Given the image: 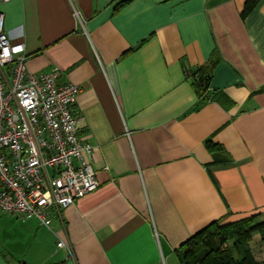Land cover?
I'll list each match as a JSON object with an SVG mask.
<instances>
[{
    "label": "crops",
    "instance_id": "obj_1",
    "mask_svg": "<svg viewBox=\"0 0 264 264\" xmlns=\"http://www.w3.org/2000/svg\"><path fill=\"white\" fill-rule=\"evenodd\" d=\"M118 1L0 0L28 70L80 86L99 182L52 229L0 211V264H61L58 237L77 264H181L177 249L211 222L264 221V0L245 17V0ZM248 246L264 264L259 231Z\"/></svg>",
    "mask_w": 264,
    "mask_h": 264
},
{
    "label": "built area",
    "instance_id": "obj_2",
    "mask_svg": "<svg viewBox=\"0 0 264 264\" xmlns=\"http://www.w3.org/2000/svg\"><path fill=\"white\" fill-rule=\"evenodd\" d=\"M27 57L24 44L6 34L0 11V211L52 229V219L99 182L93 146L79 134L80 86L58 83L56 68L29 71ZM56 245L65 249L61 264H77L70 242L58 237Z\"/></svg>",
    "mask_w": 264,
    "mask_h": 264
},
{
    "label": "trees",
    "instance_id": "obj_3",
    "mask_svg": "<svg viewBox=\"0 0 264 264\" xmlns=\"http://www.w3.org/2000/svg\"><path fill=\"white\" fill-rule=\"evenodd\" d=\"M128 0H119L117 8ZM259 0H245L241 16L245 17ZM214 65V61L212 62ZM187 74L188 71L186 70ZM190 73V72H189ZM194 78V88L201 94L208 88L210 72L200 68L188 74ZM214 149L215 144H208ZM255 216H248L229 223L211 222L186 239L177 249L181 264H257L248 243L253 231H259L264 239V221L254 222ZM232 241V244L229 242ZM14 264H26L18 261Z\"/></svg>",
    "mask_w": 264,
    "mask_h": 264
},
{
    "label": "rangeland",
    "instance_id": "obj_4",
    "mask_svg": "<svg viewBox=\"0 0 264 264\" xmlns=\"http://www.w3.org/2000/svg\"><path fill=\"white\" fill-rule=\"evenodd\" d=\"M229 243L232 244V241H230Z\"/></svg>",
    "mask_w": 264,
    "mask_h": 264
}]
</instances>
